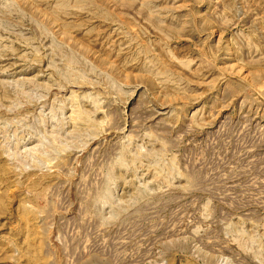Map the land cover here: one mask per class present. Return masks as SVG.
<instances>
[{"label": "rangeland", "instance_id": "rangeland-1", "mask_svg": "<svg viewBox=\"0 0 264 264\" xmlns=\"http://www.w3.org/2000/svg\"><path fill=\"white\" fill-rule=\"evenodd\" d=\"M0 264H264V0H0Z\"/></svg>", "mask_w": 264, "mask_h": 264}]
</instances>
